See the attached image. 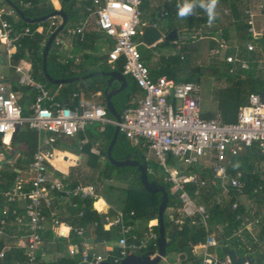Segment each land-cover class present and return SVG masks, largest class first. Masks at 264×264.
<instances>
[{"label": "built area", "instance_id": "built-area-1", "mask_svg": "<svg viewBox=\"0 0 264 264\" xmlns=\"http://www.w3.org/2000/svg\"><path fill=\"white\" fill-rule=\"evenodd\" d=\"M143 0H91L85 10L94 17L96 30L107 39H111L104 64L114 65L123 61L122 74L130 77L140 96L132 98L120 115V122L108 118L107 110L102 106L89 108H70L53 101V97L44 83L34 80L28 69L21 65L14 67L19 80V87L28 88L34 95L30 116L23 118L19 106L18 94L7 86L0 84V171L3 166L17 175L10 188L3 192L5 206L0 211V237L5 236V230L16 227L19 235L18 243L25 257L24 264H36L39 249L43 243L44 224L48 217L54 227L58 228L57 236L69 239L84 238V227L63 225L52 213L54 199L59 196L69 201L75 207V199L85 200L95 196L91 185L78 184L70 188L63 181H52L48 178L49 164L54 160L55 143L59 137H73L83 131L87 125L99 124V132L104 126L118 127L136 150H146L152 153L158 167L163 171L164 181L170 185L171 194L178 201L179 213L190 220L192 225L201 226L205 233V242L192 246V255L198 257L197 264H214L216 259L208 253V248L217 245L214 231L221 235L228 223L220 224L211 230L210 215L206 207L198 204L188 192L187 186L194 185V196H198L200 188L208 186L219 187L220 193L216 198L219 205L229 199V191H234L236 197L247 196V206L240 212L238 201L230 205L235 213L239 228L232 231L236 235L242 229L249 230L252 225L260 223V216H255L253 204L256 195L262 191V185L254 187L252 198L246 194L238 177L230 176L228 166L234 157L243 151H256L264 159V89L261 92L250 93L247 104L241 107L234 123L226 124L216 119H204L198 105L199 86L197 83L176 82L174 79L160 76L152 79L150 70L142 59L140 47L143 42L144 30L147 27L142 22L140 9ZM232 1V0H229ZM243 3L240 15L246 28V34L251 38L243 48L247 53H256L259 58L255 61L260 67L264 66V0H235ZM23 7L31 6L23 0H17ZM224 9V14H229ZM11 13H14L11 11ZM167 13L164 14L166 16ZM261 19L263 32L257 31V21ZM57 17L51 18L47 35L52 34L57 27ZM211 24L206 22L194 36H200L204 27ZM155 26V25H153ZM29 28L16 30L7 20L3 19L0 10V43L8 57L12 50L20 46L21 41L30 35ZM72 35L83 38V23L73 30ZM54 43L59 45V41ZM156 43L153 46H156ZM151 46V47H153ZM227 46H219L209 50L211 58L228 65H236L240 70L250 69L244 59H237L232 54H226ZM231 74L234 70L229 69ZM35 131L38 136L37 149L32 162L23 168L14 167V162L3 160L5 154L13 153L14 135H18L23 124ZM11 148L9 153L2 152ZM11 153V154H12ZM18 155L19 153H15ZM210 161V166L206 165ZM207 169L211 178H203L196 170ZM1 176V172H0ZM264 180L263 176L259 178ZM22 203L23 207L14 206ZM81 217V213L78 215ZM119 253L112 256L111 264H119L125 257L147 251L150 246H156L157 236L150 228L136 227L126 223L121 214ZM65 231H63V229ZM8 250L9 247H6ZM0 253V259L7 250ZM154 257L157 252H153ZM70 256L79 255L83 264H101L107 259L86 249L81 250L77 245L68 248ZM226 264H229L227 259ZM244 264H250L246 261Z\"/></svg>", "mask_w": 264, "mask_h": 264}, {"label": "trees", "instance_id": "trees-1", "mask_svg": "<svg viewBox=\"0 0 264 264\" xmlns=\"http://www.w3.org/2000/svg\"><path fill=\"white\" fill-rule=\"evenodd\" d=\"M12 5L21 10L25 17L29 19H38L49 15L54 12L52 4L49 0H23L25 4L30 3L31 6L23 7L19 5L15 0H10ZM39 2H41L39 4ZM61 11L66 15L67 20L70 22L74 19H85L88 14L85 11V3L81 5H75L76 0H59ZM2 3L5 5L6 0H2ZM221 6V7H220ZM230 8L231 15L236 21L237 28L239 29L238 41L241 43L250 41V37L245 35V30H243V24L240 16V8L243 6V3L239 1H229V0H218L216 7V19L214 23L219 20V15L221 14V9L223 7ZM221 8V9H219ZM142 9V7H140ZM218 9V11H217ZM178 9L175 7L170 15L175 16ZM181 18V17H179ZM187 19L193 20L190 16L186 17ZM11 25L18 29L23 30L24 28H29L30 35L25 37L20 46L17 48L16 53L12 56L13 60L18 62L19 60L25 59L31 65V76L37 81H42L45 83L50 93L54 95V101L59 104H67L70 106V100L76 93L79 91L84 92V94H95L99 91L103 92L106 87V78L103 76H96L85 82H89V87L83 88L85 82H74L71 84L58 86L51 85L44 79L42 75V49L43 42L46 39L47 33L46 30L49 26V21L41 22L38 24L29 25L24 21L18 18L16 24L13 23L9 18ZM208 20L207 13L204 11L203 16L199 19V22ZM172 26V24H170ZM169 26V27H170ZM176 26L175 24L173 25ZM38 27H43L42 33H37L36 29ZM67 29V26L64 28L63 32ZM98 32V31H97ZM99 33V32H98ZM223 38L227 39V33L224 31ZM224 40V41H225ZM201 41L200 38L190 39L187 43L180 42L181 48L180 52L173 56L160 57V68L159 69H150V76L152 79H156L160 76H166L167 78L174 79L176 82L182 83H196L197 75L194 74V71L197 70L200 74V67L193 66L190 67L191 57L193 56V51L188 48V44L199 45ZM179 44L173 42H163L158 47L154 48V51L157 49L163 48L165 46H176ZM198 49H196L197 51ZM152 50L143 46L141 51L142 59L147 65L151 58L153 57ZM232 54L237 59H245V49L242 48L240 43L235 44L231 50ZM250 58L252 62L256 61L259 58V55L256 53H250ZM106 55L101 56L100 58L92 59L89 55H84L82 60L77 62L75 61H64L60 62L56 56L51 52L47 57V71L51 78L53 79H68L73 77H82L90 73L96 72L94 69L99 61H102ZM92 62V68H88L89 63ZM123 61L119 60L114 64L113 70L122 73ZM105 67L103 70H106ZM187 72V74H186ZM242 70H239V73L235 80L231 81L229 85L219 88L216 91L215 98L217 101V109L220 121L222 123L230 124L234 123L237 118V112L239 108L245 104L248 94L254 92H261L264 89V79L260 77L252 78L250 74H243ZM130 79V78H129ZM128 88L113 97L112 103L115 110L121 114L127 103L130 101L131 97L134 95L136 88L133 81L130 79ZM27 91L24 87H19L16 92ZM32 95V94H31ZM73 105V104H72ZM71 105V106H72ZM22 117L26 118L29 115L27 110L21 109ZM108 113V112H107ZM108 118L112 119L108 113ZM206 119H212L215 117L212 113H205L202 115ZM115 132V126L106 125L104 126L103 132L98 133V135L104 136L106 139V148L108 147L113 135ZM97 135V134H94ZM38 136L37 133L28 128V125L25 123L18 132L16 139L13 141L12 149L13 153H19V161L17 162V168L27 167L31 162L33 155L37 149ZM1 146V142H0ZM5 154V151H2ZM105 156V151L102 153ZM6 155V154H5ZM127 155H132V158L138 162H141V157L145 156L142 152H138L136 149L132 148L129 142L125 137L119 134L116 144L112 150V158L116 161L124 160ZM92 162L90 168L92 169V175L80 183H85L86 181L94 185L102 184L105 180H121L127 181V186L123 189V208L121 213L124 215V221L129 224H136L141 221H150L157 219L158 206L160 204V194L152 195L144 191L140 181H139V172L136 168H117L112 166L105 156L104 163H99L97 158L92 157ZM261 157L258 154L251 153L246 150L240 153L238 156L234 157L231 161V164L227 168V172L230 176L238 177V180L241 186L244 188L247 195L251 196L250 193L254 187L262 185L261 195L264 194V181H261L260 174L254 171V163L261 161ZM155 164V163H154ZM153 164V165H154ZM148 169L153 173L157 171L156 165L151 167L149 160L147 161ZM0 211L5 206V200L3 198V192L11 187L16 173L9 169V166H3V169L0 171ZM203 173V172H202ZM264 176V171L262 172ZM203 177L207 176V173L202 174ZM210 175V174H209ZM150 179H154L153 174H149ZM158 183L165 187V190L169 197L168 208H172L170 215L164 214V226L166 233L171 236V244L167 248L166 255L177 253L183 254L185 258L191 261L192 264H197L198 257L192 255V246L204 242L205 232L201 226L192 225L190 220L183 217L178 210V203L176 198L170 192V185L164 181L163 176H159L157 179ZM78 182H73L70 184V188L76 187ZM188 192L196 200L198 204H202L206 207L210 219L209 225L211 230H214L216 225L228 223L230 229H225V234L222 239V243L217 247V260L223 262L231 251L232 247H237L238 249L243 250L241 257H244L250 264H264V251L263 253H258L256 250L252 251V247L245 248L240 243V237L234 236L231 237V231L233 228L237 227V221H235V213L231 211L230 205L233 202H237V197L234 191H229L230 197L227 201L222 202L221 204L216 203V198L221 192L219 187L208 186L206 188H200L198 190V196L194 197V192L196 187L194 185L187 186ZM259 195H256L258 198ZM97 197H90L85 200L75 199V207L69 205L70 216L78 220L79 224L86 228L85 236L93 235L97 239H103L104 241H112L119 237L120 232V223L112 225L108 230H104L100 214L93 208V203L96 202ZM240 211L242 207L240 206ZM112 218H116L118 214L116 212L110 211ZM81 213V217L78 215ZM78 217V218H77ZM118 218V217H117ZM156 235H158L157 225L150 228ZM264 233V230H263ZM43 237L50 242V245L53 248L51 253L61 252L62 249L67 244L62 238L56 237L52 231H48L43 234ZM11 242L9 249L4 253V257L1 259L2 264H24L25 257L23 255L22 248L15 246L11 239H5L0 237V253L6 249V244ZM73 242L82 249L83 239H75ZM157 250L156 246H150L147 251H141L137 254H145L146 252H155ZM252 251V252H250ZM119 253V249L112 251L111 255L116 256ZM112 262V258L108 259ZM36 264H83L81 262L80 256L75 255L72 259H60L54 263H44L41 262V258L38 255Z\"/></svg>", "mask_w": 264, "mask_h": 264}, {"label": "crops", "instance_id": "crops-1", "mask_svg": "<svg viewBox=\"0 0 264 264\" xmlns=\"http://www.w3.org/2000/svg\"><path fill=\"white\" fill-rule=\"evenodd\" d=\"M8 1L11 2L10 0H6V4L4 5L2 3V0H0V10L3 12V19L7 20L10 23V21L8 20V18H9L13 23L16 24L19 17L16 14L15 9L9 5ZM15 2H17V0H15ZM49 2L52 4L53 9L55 11H61V6H60L59 0H49ZM83 2L84 3L86 2L84 4L85 8H86V6L90 5L91 0H76L75 5H77V4L81 5ZM182 2H183V0H143L142 4H141V7H142V9H141L142 18L141 19H142V22L147 25V27L155 25V27L164 35L166 33L168 34L169 32H171L172 30L175 29L177 32V40L173 41V43L179 42V44L174 46L178 50V53L180 52L179 50H180L181 44L183 42L187 43L190 39L200 38L201 41L199 42V45L196 46V45L188 44V48H190L191 51L195 52V53H193V56L191 57L192 62L190 61V67L194 66L193 65L194 59L195 58L198 59L203 51H205V50L207 51V49H208V54H209V50H211L213 47L219 46L220 43H224L227 46L226 54H232L231 50H232V47L235 46V44L240 43V45L243 48V45L245 42L241 43L240 41L237 40L238 35H239V29L236 26L237 24H235L236 21L234 20L233 16L229 17V15H231V11L229 12V14L223 13V10L226 9L227 7L224 6L222 9L219 8V9H221V14L219 15V20L217 22H215V23L213 22L209 27H204L202 29V33L200 36H194V33H196L206 22H208V20L199 22V19L204 14V10L199 8V7H197L195 9V14L190 16L193 20L187 19L186 17L179 18L178 14H177L178 11H177L175 16L171 17L170 12L175 7H177L178 4H180ZM40 3L41 2H39V4ZM227 9L230 10V8H227ZM240 10H241V8H240ZM11 11H13L14 13H11ZM217 11H218V9H217ZM165 13H167L166 16H164ZM239 13H240V11H239ZM49 20L51 21V19H49ZM49 20H47V21H49ZM93 20H94V17L90 16V15H88L85 19H74L70 22L67 20V24H66L67 29L65 30V32H63V31L60 32V33H62L61 36H60V33H58L57 37L55 38V40H58L60 44L56 45L53 42L51 47H50L49 53L51 52L54 56H56L60 62L72 61V60L77 62L79 60H82L84 55H89L90 57H92V59L93 58L94 59L100 58L101 56L106 55L108 50L110 49L112 41H111V39H107L101 33L97 32V30L94 26ZM241 20H242V18H241ZM259 20H261V19H259ZM56 21L58 24L56 27V29H57L60 26L62 21H61L60 17H57ZM82 23H83V34H84L83 38H81L79 35H72V34L68 33V30H73L76 27L80 26ZM36 24H38V23H36ZM49 24H50V22H49ZM170 24H172V26H170ZM174 24L176 25L175 27L173 26ZM242 24L244 27L243 30H245V35H247L243 20H242ZM16 30H18V29H16ZM43 31H44L43 27H38L36 29V32L39 34L42 33ZM47 31H48V29L46 30V33H47ZM224 31H226L227 36H228L226 40L223 38L224 37L223 36ZM50 35L46 36V39L43 42V48H44L45 43L47 42L48 38L50 37ZM163 42L164 41L159 42V44H157L156 46L148 48V49L152 50L151 52L153 53V57L151 58L150 62L147 64V67L149 68V70L150 69L154 70V69L160 68V57L173 56V55H163L161 49H157L156 51H154V48L158 47ZM180 42H182V43H180ZM196 49H198V50L196 51ZM16 51H17V48L12 50L11 57H8L6 52H5L3 45L0 43V84L7 86L10 90H13L14 92H16V90H18V88H19V86L17 85V82L12 81L13 76L16 74L14 67L17 65H21L24 68L28 69L31 73V65L25 59L19 60L18 62L13 60L12 56L16 53ZM42 53H43V49H42ZM248 54H250V53H248ZM104 60H105V58L102 61H99V63L96 66H94L95 67L94 69L96 70V72H93V73H97L99 71H116V70H113L114 65H109V66L105 65ZM253 63H256L257 74L259 73L261 75L260 78L264 79V70H263L264 66L260 67V65L257 64V62H255V61H253ZM197 64H198L197 65L198 67L201 66L199 60L197 61ZM91 65H92V62L89 63V65L87 67L92 68L93 66H91ZM234 66H236V65H234ZM105 67H107L106 70H103ZM242 71H245V70H242ZM223 72L224 73H226V72L230 73L229 70H227L226 68H224ZM197 73H198V71L195 70L194 74L197 75ZM206 73L213 75L214 71L210 70V69H206ZM90 74H92V73H90ZM186 74H187V72H186ZM42 75H43V69H42ZM97 76H100V75H97ZM43 77H44V75H43ZM94 77H96V76H94ZM94 77H92V78H94ZM124 77L126 78V81H127V87H126V89H127L128 84L130 83L129 80L131 78L128 76H124ZM105 78H106V82H107L108 78L107 77H105ZM89 79H91V78H89ZM89 79H86V80H89ZM86 80H81V81L85 82ZM81 81H75V82H81ZM38 82L44 83L42 81H38ZM133 83H134V81H133ZM65 85H67V84H65ZM58 86H63V85H58ZM119 86H120L119 83L113 82L109 89H118ZM82 87L84 89L89 87V82H85ZM106 87H107V84H106ZM106 87H105V89H106ZM223 87H225V86H221L219 88H223ZM24 88L27 89V91L16 92L18 94V97H19L18 103H19V106L21 107V109L27 110L29 112V115H30L31 114L30 108H31V105L33 104V101H34V95L28 88H26V87H24ZM135 88H136V91H135L134 95L131 97V99L141 95L140 91L138 90L136 85H135ZM219 88H217V90ZM104 90H103V92L99 91L95 94H84V92L79 91L70 100V103H69L70 106L67 104H63V105H66L70 108H75V107L89 108L92 106H102L106 109V98H105ZM216 91H215V94H216ZM215 94H214V96H215ZM52 97L54 99V95H52ZM112 99H111V101H112ZM215 101H216V98H215ZM246 104H247V98H246V102L244 105H246ZM198 105H199V93H198ZM244 105H242L241 107H243ZM107 112H108V110H107ZM205 113L214 114L215 117L212 119H216V120L220 121V118H219L220 116L218 114V109H217V101H216V111L215 112H202L201 111L202 115ZM111 118H112V116H111ZM204 119H206V118H204ZM99 127H100L99 124L95 122V123L87 125L83 131H81L80 133H78L77 135H75L73 137H59L55 143L54 160L52 163L49 164V167H48V178H49V180H52V181H58V180L63 181L66 184H68L69 186L73 182H78V184H81L84 186H87V185L93 186L95 189V196L94 197H97L96 202L93 203V208L100 214L104 230H108L112 225H115L120 219V215L122 214L121 211L123 208V197H124L122 191H123V189L126 188V186L120 192L101 193L99 191V189L96 186H94V184H92V183H89L87 181L85 183H80L82 180L84 181V179H86L92 175L93 171L90 168V164L92 162L91 156L97 158L98 162L101 164L104 163V161H105L106 150L108 147L106 148L105 137L98 135V133H97V132H99ZM94 134H97V135H94ZM76 141L78 143L76 156H75V154L70 153L66 150H62V152H60V153L57 150V147L61 143H66L67 145L71 144L73 146ZM104 151H105V156L102 154ZM137 151L140 152L139 150H137ZM55 152L57 153L56 155H55ZM250 152L258 154L262 158L261 161H257L254 163V171L258 172L260 174V176H263L262 172L264 171V169L261 171H257L258 168L264 167L263 157L256 151H250ZM11 153L6 154V156L4 157L3 160H7V161L13 160L14 165H15L14 167L17 168L16 164L19 161L20 154L16 155L15 153H12V154ZM12 157H14V159H12ZM144 157L148 161L149 157L147 155H145ZM1 159L2 158H0V160ZM55 166H56V168H55ZM21 168H23V167H21ZM196 170L199 172V174L202 177H203V175H202L203 173H207L208 175L205 177L211 178V175H209L210 173L205 171L207 169H202V170L196 169ZM148 171H149L148 172L149 174H153L154 180H156L160 176L157 171L155 173H153L149 169H148ZM205 177H203V178H205ZM125 182L127 184V181H125ZM250 198H252V195L250 196ZM253 199H256L254 201V204H253V211H254L255 216H260V223L258 225H252L249 230H245L243 228L242 231H240L236 235H233L232 231L234 229L236 230L239 228L240 223L237 221V227L230 230L231 231L230 236L231 237L239 236L240 237V243L245 248H249V246H250L253 249L252 251L256 250L258 253H263V251H264V233H263V230H264V194L263 195L260 194V196H258V198L255 197ZM176 201H177V199H176ZM237 201L240 205H242L241 207H242V211H243L245 209V207L247 206V196L239 197V198H237ZM177 203H178V201H177ZM14 206L22 208L23 204L18 203V204H15ZM170 210H172V208H167L166 211H170ZM110 211L116 212L118 214V216H117L118 218L117 217L112 218V214ZM242 211H240V212L242 213ZM52 213L54 214L55 217L59 218L63 227L65 225H71L73 227H83L79 224L78 220H76L74 217L70 216L69 201L66 199H61L59 196H57L54 199V207L52 209ZM123 217H124V215H123ZM156 224H157V219L150 220V221H141V222H139V223L137 222L136 224H133V225L136 227V231H137V226H141L143 228H151V227L155 226ZM215 227H214V230H215ZM227 228L230 229V226L228 225ZM44 229L45 230H44L43 234L48 232V231H52L54 233V235L56 237H58L57 236L58 228L54 227V225L51 222L50 217H48L46 223L44 224ZM225 229L221 235H217V233L214 231V237L217 240V245L213 246V247H209L207 249L208 253L213 258H215L216 261H218L217 260V247L221 245L222 239H224V240L227 239L225 237L223 238V236L225 234ZM5 231H6L5 236H3V238L11 239L13 244L15 246L19 247L21 244L18 243L19 235H17L16 227L10 226ZM63 231H65V229H63ZM85 233H86V228H85ZM205 236H206V233H205ZM62 239L67 243L65 245V247L62 249V251L51 253L53 251V248L50 245V242H48V240L43 237V243L41 244L40 249H39V256L41 258V262H44V263L52 262V263H54L55 261H58L62 258L72 259L74 257V256H70L68 254V248L70 245L75 244L73 242V240H75V239L77 240V239H81V238L71 237L69 239H65V238H62ZM89 239L95 240L97 238L94 236V234L93 235H87V236H85V234H84L82 248L86 249L87 251H89L91 253H95L97 255H100V254L96 253L93 250V247L108 244L105 247V251H106L105 256L100 255L102 257H105L106 259L108 257L110 259L112 257V255H111L112 251L115 249H118L117 241H118L119 237L117 239H114L112 241H107V242L102 239L103 240L102 243L101 242L100 243H94V242L89 243L88 242ZM204 242H205V240H204ZM204 242H202V243H204ZM202 243H199V244H202ZM6 245H7L6 247H9L11 245V242L7 243ZM156 248H157V246H156ZM231 251L233 252L236 259H238V260L244 259V257H241V255H243L242 254L243 250L238 249L237 247H232ZM252 251H250V252H252ZM156 252H157V250H156ZM201 253H202V251L199 252V256ZM199 256H198V258H199ZM173 257H174V262L170 261ZM227 259H228V255L226 256L225 260L222 263L226 264ZM106 262L111 263L110 261H108V259L106 260ZM219 262H221V261H219ZM160 264H192V263H191V261L187 260L183 254L172 253V254L166 255L165 259H163Z\"/></svg>", "mask_w": 264, "mask_h": 264}, {"label": "water", "instance_id": "water-1", "mask_svg": "<svg viewBox=\"0 0 264 264\" xmlns=\"http://www.w3.org/2000/svg\"><path fill=\"white\" fill-rule=\"evenodd\" d=\"M8 3L12 8L15 9L18 17L22 21H24L26 24H29V25H33V24L40 23V22H45L53 17L61 18L62 22L60 26L50 35V37L48 38L43 48L42 69H43L44 79L46 80V82H48L51 85H65V84L73 83L75 81L86 80V79L92 78L97 75L107 77L108 78L106 82L107 87L104 90V94L106 98V109L108 110V112L110 113V115L116 122H120V114L114 109L111 99L114 96H117L118 94L122 93L126 89L127 81L124 75L116 71H99L97 73H92V74H89L83 77H73V78H68V79L51 78L47 71V57L49 54L50 47L52 43L54 42L55 38L57 37L58 33L63 31V29L65 28L67 24L66 15L62 11H54L50 13L49 15H46L38 19H29L25 17V15L23 14L21 10H19L14 5H12L11 2L8 1ZM176 40H177V32L175 29L169 32L168 34L166 33L165 35L162 34L155 26L146 27L144 30L143 42L148 47H151L158 42H162V41L173 42ZM18 80H19V77L17 74H15L13 76L12 81L18 82ZM113 82H117L120 84L118 89H109ZM118 135H119V129L118 127H116L113 138L111 142L109 143L108 148L106 150V157L109 163L112 166L117 167V168H125V167L136 168L137 171L139 172V181L144 191L152 195H156V194L161 195L160 204L158 206L157 224H156L158 227V237L156 239L157 254L154 257H152L154 255L153 252H146L145 254H142V255L132 254L122 259L119 264H160L161 261L165 259L167 248L172 242L171 236L166 233L165 226H164V213L168 208L169 197L163 185L158 183L156 180L149 178L147 159L144 156L141 157V162H138L135 159H133L132 155H127L124 158V160H121V161H116L112 158V150L116 144ZM16 136L17 135L15 134L13 138L16 139ZM10 150L11 148H6L5 152L9 153ZM12 159H14V157H12ZM88 242L89 243H92V242L102 243L103 240L102 239H98V240L89 239ZM228 259H229V264H244L246 262V259H240V260L236 259L232 251L228 253ZM0 264H2L1 259H0ZM101 264H111V263L103 262ZM214 264H224V263L216 261Z\"/></svg>", "mask_w": 264, "mask_h": 264}, {"label": "rangeland", "instance_id": "rangeland-1", "mask_svg": "<svg viewBox=\"0 0 264 264\" xmlns=\"http://www.w3.org/2000/svg\"><path fill=\"white\" fill-rule=\"evenodd\" d=\"M261 24H262V21L258 20L256 23L257 31L263 32ZM61 35H62V33H60V36ZM160 49L162 50L163 55H174V54L176 55V54H178V50L174 46H165V47L160 48ZM140 50L141 51L143 50L142 46L140 47ZM245 56H246L245 60H247V62L250 65V69L245 70L242 73L243 74H250L252 78L261 77V75L259 73L257 74L256 63L252 62L253 59L250 58L251 55H249L246 52ZM198 60L200 61V65H201L200 66V70H201L200 74H197V77H196V79H197L196 83L199 86V108L202 112H215L216 111V101H215V96H214L215 91L217 90V88H219L221 86L229 85V83L231 81L235 80V77L238 74H240L239 69L237 66L225 64L224 62L219 61L217 58H210L209 54H208V49H207V51L206 50L203 51L198 59H196V58L194 59V62H193L194 66L198 65L197 64ZM224 68H226L227 70H229V69L234 70V74H230L228 72L224 73L223 72ZM206 69L213 70L214 74L213 75L207 74ZM263 70H264V67H263ZM77 148H78V143L76 141L73 146L71 144L67 145L66 143H61L57 147V150L59 151V153L62 152V150H66L70 153L75 154V156H76ZM139 151L142 152L144 155H147L149 157L148 160H149L151 167L156 165L158 174L160 176L165 177L163 171L158 167L152 153H150L146 150H139ZM56 154L57 153L55 152V155ZM205 163L207 166H210V161H206ZM55 168H56V166H55ZM263 169H264V167H260L257 169V171H261ZM205 171H207L209 173L208 170H205ZM94 186H96L101 193H114V192L122 191V189L125 186H127V184L124 181L112 179V180H105L102 182V184L94 185ZM171 212H172V210L166 211L165 213H166V215L167 214L170 215ZM107 245L108 244L93 247V250L96 253L105 256V254H106L105 247ZM170 261L174 262V257Z\"/></svg>", "mask_w": 264, "mask_h": 264}, {"label": "clouds", "instance_id": "clouds-1", "mask_svg": "<svg viewBox=\"0 0 264 264\" xmlns=\"http://www.w3.org/2000/svg\"><path fill=\"white\" fill-rule=\"evenodd\" d=\"M218 0H183L182 3L177 5L178 16L188 17L195 14V9L197 7L203 9L208 16V23L212 24L216 19V7Z\"/></svg>", "mask_w": 264, "mask_h": 264}]
</instances>
